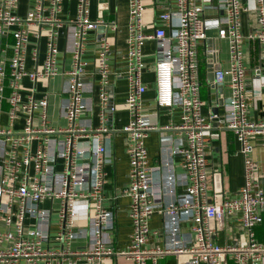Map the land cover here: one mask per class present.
<instances>
[{"label": "built area", "instance_id": "obj_1", "mask_svg": "<svg viewBox=\"0 0 264 264\" xmlns=\"http://www.w3.org/2000/svg\"><path fill=\"white\" fill-rule=\"evenodd\" d=\"M127 6L125 66L113 72L108 63L111 44L107 30H116V24L91 20L89 0H77L76 17L66 22L59 18L62 0H33L24 17L14 13L16 0H0V114L5 111L8 118L0 126V264H104L114 254L132 264H158L167 254L186 255L187 264H264V241L256 232L264 224V174L252 156L257 137L264 140V117H249L250 106L257 109L260 104L264 111V0H253L257 27L247 35L241 31V13L248 8L241 0H217L213 7L219 15L212 18L204 17L206 7L197 0H174L171 9L159 14L160 26L151 33L145 32L143 24L145 0H127ZM100 26L104 31L98 39L94 72L98 77V124L93 126L85 115L92 106L85 93L95 91L96 84L83 79L81 54L84 35ZM210 29L227 41V66L214 71V80L218 85L228 76L230 93L221 102V114L205 116L198 46ZM63 31L72 59L61 89L66 95L61 108L66 125L56 128L48 122L47 95L35 96L34 85L60 74L56 41ZM9 35L13 42H3ZM30 35L38 40L44 37L45 55L37 63L38 49L33 47L36 62L28 69ZM147 39L155 42V104L179 110V121L173 125L160 127L145 113L147 85L142 77ZM245 39L259 44L257 71L262 79L258 95L246 86ZM113 73L124 75L127 82L124 106L128 121L120 129L109 124L116 108L107 88ZM25 78L33 87L23 96ZM20 119L21 128L14 130ZM213 119L233 131L243 160V184L236 196L221 200L210 198L207 186L205 132ZM167 129L175 131L177 138L169 137V142L161 138V166H150L146 138L151 131ZM116 130L126 135L129 168L120 193L129 198L132 227L128 244L120 250L112 244L115 217L105 207L103 195L104 166L112 163L110 141ZM166 150L179 156V173ZM178 186L184 192L177 193ZM80 199L88 204L85 226L76 224ZM44 201H50V206L42 207ZM155 211L164 219V241L149 245L151 236L158 233L150 228ZM236 214L245 235L243 243L218 244L215 235L223 229L225 218ZM185 224H190L188 235L182 230ZM80 239L87 243L72 248L71 243Z\"/></svg>", "mask_w": 264, "mask_h": 264}, {"label": "crops", "instance_id": "obj_2", "mask_svg": "<svg viewBox=\"0 0 264 264\" xmlns=\"http://www.w3.org/2000/svg\"><path fill=\"white\" fill-rule=\"evenodd\" d=\"M206 8L204 17L212 18L218 14V11L213 7L217 0H197ZM33 0H16V8L14 13L20 17H24L28 9L32 6ZM242 5L248 8L241 13V31L244 35L253 32L257 27V15L253 10V0H241ZM174 6V0H145V11L143 14V24L146 33L153 32L156 26H160L159 14L164 10L171 9ZM77 0H62V10L59 18L66 22L69 19L76 17ZM89 17L91 20L101 19L108 23L114 21L116 30L108 29L107 35L110 39L111 52L108 57V63L113 72H120L125 66V51H126V35L128 24V6L127 0H89ZM174 23L175 20H172ZM169 32L170 29L167 28ZM29 45L26 52V67L32 68L36 62L32 58V48L38 49L37 63H41L45 55V39L41 37L39 40L30 35ZM3 42L12 43L11 35L5 37ZM57 61L60 69V74L52 77L49 80L37 81L34 85L35 96L39 97L46 94L48 97V122L51 126L59 128L66 125V119L61 115V108L65 102L66 95L62 92V87L66 75L64 71L68 70L71 65V52L68 50V37L66 31L61 32L57 38ZM98 32L89 30L83 39V52L81 60L85 62L83 76L84 80L93 81L95 91L86 92L85 97L91 102V111L85 115L90 117L93 126L98 124V95H97V76L94 74L96 68V54L98 50ZM155 42L152 39L145 40L143 44V59L146 63L143 73V81L147 85V90L143 94V102L145 113L153 124L160 127L169 126L178 123L179 110L165 108H157L155 104L154 90V71L153 63ZM218 48V63L220 68L227 66V41L217 37L216 30L210 29L207 32V37L199 43V80H200V95L203 100L202 113L205 116L221 114L223 106L221 102L229 93V77L226 76L221 84H216L212 72H210V64L208 63V54L215 52ZM243 64L246 68L247 90L258 95L260 93V81L262 75H258L257 68L260 65V50L256 40L245 39L243 43ZM211 76V77H210ZM214 76V71H213ZM21 94L25 96L33 87V84L28 79L22 80ZM108 90L112 93L113 103L116 105L114 112L110 115L111 126L114 129L122 128L128 121V112L124 106V100L127 92V82L124 75H116L113 73L107 85ZM3 110L8 108L3 102ZM216 111V112H215ZM3 111L0 114V126H5L8 123L7 115ZM249 117L252 120H259L264 117V111L261 110L260 104L257 109L249 107ZM23 124V120H17L14 123V130H19ZM206 135V161H207V186L210 198L218 200L232 198L236 196L239 188L243 184V160L239 152V143L235 138L232 130L225 128L216 120L211 121V127L205 132ZM177 134L171 129L163 131L149 132L145 144L148 151V164L153 167H160L163 156L162 146L163 140H168L169 137L174 140ZM126 135L124 132L116 130L111 134L110 152L112 163L104 166L105 183L103 184L104 204L108 209L113 210L115 217V229L111 235L114 249H124L130 240L132 231L131 221L127 213L129 198L120 193L121 189L127 182L128 173V155L126 152ZM161 138H164L161 140ZM166 142V143H167ZM167 151V150H166ZM168 152V151H167ZM169 153V152H168ZM167 155L172 159L174 170L180 172L178 165L179 156ZM165 156V155H164ZM252 156L257 160L261 173L264 174V140L258 136L254 145ZM166 157V156H165ZM60 164L58 163V167ZM161 171L163 169L161 167ZM177 193L184 192L183 186H178ZM42 207H49L50 201L41 203ZM54 205H57L54 202ZM79 215L76 218V224L85 226L88 223V204L86 199H80L76 203ZM239 214L226 217L223 229L219 230L215 235V241L218 244L228 242L231 245H240L245 239L243 230L241 229L238 220ZM189 225L185 224L182 227L183 232L188 235ZM262 225L256 227L258 235H262ZM164 219L159 211H155L150 217V228L158 231L157 234L151 236L149 245L162 244L164 235L162 227ZM161 231V234L159 233ZM257 235L258 239L259 236ZM261 240V239H259ZM264 241V239L262 240ZM86 239H80L71 243L72 248L85 245ZM122 258V259H120ZM161 264H187L186 255L167 254L161 259ZM80 264H84L81 262ZM104 264H132L122 256L114 254L104 260Z\"/></svg>", "mask_w": 264, "mask_h": 264}, {"label": "water", "instance_id": "obj_3", "mask_svg": "<svg viewBox=\"0 0 264 264\" xmlns=\"http://www.w3.org/2000/svg\"><path fill=\"white\" fill-rule=\"evenodd\" d=\"M104 31V27L100 26V28L97 30L98 32V39L101 37L102 33ZM218 48H215V52H211L210 54H208V63L210 64V72H212V78L213 76V71H216L218 69H220V64L218 63ZM211 77V76H210ZM113 99H111L112 102ZM216 112V111H215Z\"/></svg>", "mask_w": 264, "mask_h": 264}, {"label": "trees", "instance_id": "obj_4", "mask_svg": "<svg viewBox=\"0 0 264 264\" xmlns=\"http://www.w3.org/2000/svg\"><path fill=\"white\" fill-rule=\"evenodd\" d=\"M261 232H262V235H258V233L257 235L259 236V239L263 240L264 239V225L262 226ZM158 264H161V260H159Z\"/></svg>", "mask_w": 264, "mask_h": 264}, {"label": "rangeland", "instance_id": "obj_5", "mask_svg": "<svg viewBox=\"0 0 264 264\" xmlns=\"http://www.w3.org/2000/svg\"><path fill=\"white\" fill-rule=\"evenodd\" d=\"M120 259H122V258H120Z\"/></svg>", "mask_w": 264, "mask_h": 264}]
</instances>
